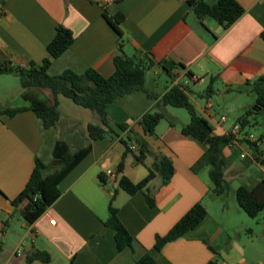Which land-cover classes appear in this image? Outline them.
I'll use <instances>...</instances> for the list:
<instances>
[{"label":"crops","instance_id":"0c3cea01","mask_svg":"<svg viewBox=\"0 0 264 264\" xmlns=\"http://www.w3.org/2000/svg\"><path fill=\"white\" fill-rule=\"evenodd\" d=\"M236 1L244 12L224 29L211 18L199 20L187 0H0V66L41 65L50 58L47 45L56 28L63 26L71 32L73 42L60 57L51 59L49 75L93 69L107 78L115 70L116 56L132 57L141 51L154 62L145 86L157 96L150 99L137 92L107 104L109 121L124 129L114 128L95 141L87 127L100 125L97 115L61 95L55 126L44 128L27 108L29 99L51 103L48 89L20 87L16 100L5 105L0 102V110L26 108L12 116L0 115V264H134L145 254L155 264H264V209L250 218L237 202L220 203L215 197L220 195L211 190L209 168L198 173L192 170L207 147L181 133L190 117L176 111L178 116L173 117L175 107L166 106L163 110L175 126L161 120L148 135L140 124L145 113L159 110V98L175 83V77L167 76L157 64L162 60L184 66L173 72L179 74V85L186 88L196 114L207 121L214 135H226L234 125L228 122L225 111L215 106L214 94L226 104L236 103L238 117L251 110L256 99L253 101L244 85L264 75V0ZM103 10L109 16L123 15L121 38L103 18ZM6 78L18 79L14 74H3L0 82ZM209 85L212 92L205 96ZM207 102L212 108L206 107ZM225 110L231 111L228 107ZM255 114L246 115V132ZM221 116L227 121L220 122ZM136 137L144 140L150 151L139 163L135 161L139 154ZM56 141H64L71 150L89 145L91 149L59 182L57 200L28 222L24 216L26 201L16 206L12 201L27 184L36 159L45 167L53 165ZM261 141L259 150L264 151ZM242 153L245 159L240 158ZM155 157L171 161L173 173L167 183L155 172L147 185L132 195L119 188L122 176L134 184L143 180ZM224 157L228 185L241 178L234 194L239 186L253 188L264 178V164L253 160V149L248 145L241 144ZM121 162L123 169L117 172ZM108 170L115 173V180L105 175ZM197 203L207 212L204 220L156 251V237L166 235ZM110 204L133 238L131 249L118 251L114 231L105 225ZM34 250L47 253L50 261L26 262Z\"/></svg>","mask_w":264,"mask_h":264},{"label":"trees","instance_id":"16d2710c","mask_svg":"<svg viewBox=\"0 0 264 264\" xmlns=\"http://www.w3.org/2000/svg\"><path fill=\"white\" fill-rule=\"evenodd\" d=\"M188 4L199 20L211 18L222 28L226 29L232 25L242 14L243 9L236 0H215L209 3L206 0H187ZM103 18L122 37L119 27L124 20L122 14L109 16L106 10L102 12ZM264 40V32L261 33ZM73 42L71 32L63 26L56 28V33L51 42L47 45V52L50 58L44 59L39 66L30 65L28 68H13L8 65L0 66V75L14 74L19 79L20 87L23 90L31 88L48 89L52 94V101L48 103L44 99H29L30 106L27 108L35 113L42 121L44 128L55 126L59 118L58 97L64 96L70 99L77 106L86 108L94 112L99 118L100 125L89 124L87 127L88 135L95 140L103 139L106 135L114 132V128L123 130V126L112 124L106 114L107 104L115 103L120 98L137 92H143L150 99L157 96L148 91L145 86L147 72L154 65L153 60L141 51H137L132 57L118 55L114 58L115 70L107 78L101 76L93 69H87L79 74L72 70H64L57 75L47 73L51 59L60 57ZM169 77H174V70L184 69L180 63L162 60L157 63ZM244 89H249L256 96L255 105L257 110H249L245 115L238 118L237 122L242 127L247 125L246 115L259 113L264 110V75L259 76L252 82H246ZM237 88V91L244 90ZM212 92L211 85L206 88L205 96ZM26 98V94L23 93ZM166 106L184 108L190 117L188 124L183 125L180 131L185 136H191L203 143L207 149L202 156L192 166L195 173L204 167L209 168L208 176L212 183V192L221 195L229 189L227 181L224 179V168L226 160L223 149L229 141L227 135L216 136L212 133L210 125L205 119L198 116L193 104L186 94V88L181 85H173L158 100L159 110L154 113H145L140 124L145 134H153L156 125L161 120H167L170 126H175L172 119L168 118L164 112ZM26 110V108L3 109L0 115L5 113L10 116ZM135 142L138 146V156L135 157L136 163L142 162L146 154H149L148 145L141 138L136 137ZM91 146L81 149L71 150L64 141H56L52 149L53 162L60 161L61 164L45 167L39 160H35V166L24 189L12 201L16 206L22 201H26L24 216L28 222L36 220L47 207L51 206L60 196L58 189L59 182L65 175L90 151ZM130 151V149H128ZM257 160V159H255ZM264 164V161L261 162ZM45 169L49 172L45 173ZM123 169V162L117 167V172ZM158 172L167 183L173 173L171 161L166 157H155V160L148 170L147 176L140 182L134 184L127 177L122 176L118 180V186L128 194L132 195L142 190L147 183ZM102 182V177H99ZM235 199L239 208L250 218H256L264 209V178H262L253 188L239 186L235 190ZM147 201L152 205V200L147 197ZM207 212L201 203L195 204L184 216L162 237L157 236L154 248L159 251L167 242L176 240L184 236L188 231L199 225L206 217ZM105 225L114 231V240L118 251L131 249L133 238L125 229L118 218L117 210L110 204L109 217ZM40 261L48 263L50 257L47 253L34 250L26 256V262L32 263ZM134 264H155L152 257L145 254L137 259ZM208 264H215L210 261Z\"/></svg>","mask_w":264,"mask_h":264},{"label":"rangeland","instance_id":"374dc122","mask_svg":"<svg viewBox=\"0 0 264 264\" xmlns=\"http://www.w3.org/2000/svg\"><path fill=\"white\" fill-rule=\"evenodd\" d=\"M5 77V76H4ZM162 78V75L160 76ZM174 77L175 79H177L179 77V74H177L176 72H174ZM147 78H149L148 74H147ZM7 81L6 82H0V102L3 103L4 105L7 104L8 102H13L14 100H16L17 98V89H21L20 88V84H19V79H16V82H14V80H11L12 78H6ZM16 83V85H15ZM50 93V90H48ZM251 97L253 99V101L256 99V96L253 92H251ZM213 101L215 102V106L216 107H220L221 111H225L224 113L226 114V116L230 119L228 122H233L234 124L238 123V116L236 115V103L234 102H229V103H225L223 98H220L218 95L214 94L213 95ZM225 104L227 106H225ZM228 107L231 111H226L225 108ZM256 107L255 103L253 104V106L251 107V110L253 111V108ZM174 112H172V116L173 117H177L178 113L176 112H180L182 113V115L185 116H189L188 112L184 109V108H174L173 109ZM176 111V112H175ZM255 114V113H254ZM255 119H253L251 122V124L247 127V134H252L254 137L263 139L264 140V110L260 111L259 113L255 114ZM243 178V176H242ZM241 178L237 179L236 181H231L230 185H229V189L227 190V192H225L224 194L220 195V196H215L217 197L216 199H218V201L220 203L223 204H230L231 201L232 203H234L236 205V199H235V194H234V186L236 184H238L240 182ZM212 197V196H211ZM209 196V199L211 198Z\"/></svg>","mask_w":264,"mask_h":264},{"label":"built area","instance_id":"2783aa9c","mask_svg":"<svg viewBox=\"0 0 264 264\" xmlns=\"http://www.w3.org/2000/svg\"><path fill=\"white\" fill-rule=\"evenodd\" d=\"M178 80H179L178 78L175 79V83L173 85H179ZM212 106L213 105L210 102L206 103V107L208 109L212 108ZM226 121H227L226 116L220 117V122L224 123ZM226 135L228 136L229 141L223 149V154L230 153L234 149L238 148L241 144H246L253 149V160L255 162L261 163L264 161V151L259 150V145L262 142L260 137L256 138L250 133L247 134V132L239 123L234 124L231 130ZM131 148L134 149L135 146H131ZM240 158L245 159L246 155L242 153L240 155ZM105 175L112 178L113 180L116 179L115 173L111 170L106 171ZM50 223L54 224V221H50Z\"/></svg>","mask_w":264,"mask_h":264},{"label":"water","instance_id":"95a60500","mask_svg":"<svg viewBox=\"0 0 264 264\" xmlns=\"http://www.w3.org/2000/svg\"><path fill=\"white\" fill-rule=\"evenodd\" d=\"M255 110H257V106L253 108V111H255ZM59 164H61L60 161L53 162V166H56V165H59Z\"/></svg>","mask_w":264,"mask_h":264}]
</instances>
